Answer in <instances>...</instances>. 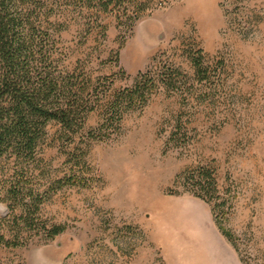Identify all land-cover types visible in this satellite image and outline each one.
<instances>
[{
  "label": "rangeland",
  "instance_id": "374dc122",
  "mask_svg": "<svg viewBox=\"0 0 264 264\" xmlns=\"http://www.w3.org/2000/svg\"><path fill=\"white\" fill-rule=\"evenodd\" d=\"M80 9L32 11L53 69L90 77L93 110L71 135L49 122L32 158L4 159L0 180L22 193L0 195V264H264V0ZM146 71L175 83L130 103ZM198 168L217 201L176 185Z\"/></svg>",
  "mask_w": 264,
  "mask_h": 264
},
{
  "label": "trees",
  "instance_id": "16d2710c",
  "mask_svg": "<svg viewBox=\"0 0 264 264\" xmlns=\"http://www.w3.org/2000/svg\"><path fill=\"white\" fill-rule=\"evenodd\" d=\"M42 1L45 0H0V170L11 154L28 158L38 154L49 122L56 121L71 135L82 126L83 114L93 110L88 106L90 77L83 70L77 75L60 70L58 65L53 69L48 40L37 33L41 20L32 13ZM124 1L127 0H57V9L66 4L80 6L81 11L100 8L109 12L111 5ZM174 81L171 72L160 79L154 78L151 71L139 73L128 100L144 103L158 82L171 86ZM123 98L124 94L115 96L106 121L114 123L119 119L118 106ZM176 185L188 187L207 201L219 199L215 177L207 168L187 169L177 176ZM2 192L5 196L11 193L13 201L22 193L0 180V195ZM21 199L24 201L23 196ZM31 200L35 204L34 198ZM57 233L54 230L53 234ZM1 243L8 242L0 233Z\"/></svg>",
  "mask_w": 264,
  "mask_h": 264
},
{
  "label": "bare ground",
  "instance_id": "6f19581e",
  "mask_svg": "<svg viewBox=\"0 0 264 264\" xmlns=\"http://www.w3.org/2000/svg\"><path fill=\"white\" fill-rule=\"evenodd\" d=\"M195 256H196V255H195ZM195 256H194V257H195ZM196 258H197V257H196ZM196 260H197V259H196ZM192 261H193V260H192ZM190 263H191V262H190ZM190 263H189V264H190Z\"/></svg>",
  "mask_w": 264,
  "mask_h": 264
}]
</instances>
